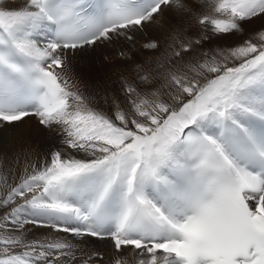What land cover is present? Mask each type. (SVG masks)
<instances>
[{
    "label": "snow or ice",
    "instance_id": "1",
    "mask_svg": "<svg viewBox=\"0 0 264 264\" xmlns=\"http://www.w3.org/2000/svg\"><path fill=\"white\" fill-rule=\"evenodd\" d=\"M106 49L111 95L75 71ZM26 119L51 147L0 161V264H264V0H0V129Z\"/></svg>",
    "mask_w": 264,
    "mask_h": 264
},
{
    "label": "bare ground",
    "instance_id": "2",
    "mask_svg": "<svg viewBox=\"0 0 264 264\" xmlns=\"http://www.w3.org/2000/svg\"><path fill=\"white\" fill-rule=\"evenodd\" d=\"M196 2V0H193ZM254 27H259V22ZM181 30L180 25L176 24L173 28H169V33ZM160 51L155 53L156 56H163L164 49L167 47L169 40L166 36L161 35ZM105 54L113 55L115 59L111 63L103 62L102 58L92 55L91 59L82 62L77 66L75 71L78 75H82L83 79L93 85L99 84L100 87L109 89V95L120 87L119 76L124 72L125 68L135 65L121 61L119 52L114 49H106ZM132 60L142 62L145 57L138 51L133 50L129 53ZM127 75V73H124ZM51 147V141L45 130L38 125L35 120L26 119L24 123L11 129H0V161L5 165L16 163L17 172L23 169L28 159L35 160L42 157L44 152ZM43 229L37 230L36 235H41ZM96 248L103 251L104 245L97 241Z\"/></svg>",
    "mask_w": 264,
    "mask_h": 264
}]
</instances>
